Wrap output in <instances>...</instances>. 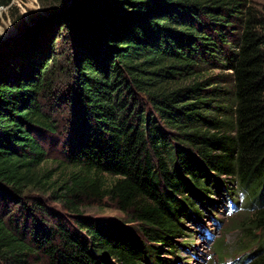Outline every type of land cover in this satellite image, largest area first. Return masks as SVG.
Instances as JSON below:
<instances>
[{"label": "trees", "instance_id": "1", "mask_svg": "<svg viewBox=\"0 0 264 264\" xmlns=\"http://www.w3.org/2000/svg\"><path fill=\"white\" fill-rule=\"evenodd\" d=\"M38 2L43 14L0 39V264H169L161 252L191 247L178 243L185 223L237 193V264H264V12L250 0ZM95 200L125 223L85 216Z\"/></svg>", "mask_w": 264, "mask_h": 264}, {"label": "rangeland", "instance_id": "2", "mask_svg": "<svg viewBox=\"0 0 264 264\" xmlns=\"http://www.w3.org/2000/svg\"><path fill=\"white\" fill-rule=\"evenodd\" d=\"M250 2L256 10L264 12V0H250ZM12 7L17 11L12 13L11 10L7 8L0 9V36H4V38L15 37L19 34V29L14 25V21L18 16L24 18L25 23L30 25L27 16H35L36 13L41 15L44 13L38 0H13ZM214 72L216 73L217 71ZM44 148L47 153L45 163L46 168L50 169L56 175L59 174V170L66 165L61 154V140L54 137V139H50L47 143H44ZM45 196L42 197V199L47 207H50L65 216L67 215L60 206L54 203L53 200L49 199L47 195ZM233 199L238 201L237 197H234ZM220 202L219 214H211L210 216L204 215V218L196 223H185L188 230L186 233L189 237L178 239V243L190 242L191 247H189V251L183 250L173 255L161 252V255L165 260H171V263L169 264H181L179 260H187V258H189L188 264H226L227 262L235 264L236 261H240V259H235L236 250L234 249H236V243L239 242L241 235L240 232L233 229L235 223L230 224V222L232 219L244 215L245 201L243 206L241 202L240 210H236L231 214H226L225 209L227 208V204L225 201L222 200ZM82 213L94 220L125 223V216L116 209L114 204L107 200L90 201L88 205L82 209ZM244 218L245 217H243V219ZM128 226H131V224ZM206 232H208L211 237H208L207 235L205 237L204 234H206ZM219 238H223L224 240V257L213 252V245ZM186 247L188 248V245H186ZM253 248L254 247H250L246 251H253Z\"/></svg>", "mask_w": 264, "mask_h": 264}, {"label": "water", "instance_id": "3", "mask_svg": "<svg viewBox=\"0 0 264 264\" xmlns=\"http://www.w3.org/2000/svg\"><path fill=\"white\" fill-rule=\"evenodd\" d=\"M0 9H2V8H0ZM0 39H1V40H4L5 38H4V36H0Z\"/></svg>", "mask_w": 264, "mask_h": 264}]
</instances>
